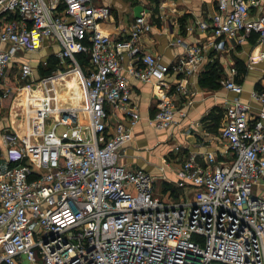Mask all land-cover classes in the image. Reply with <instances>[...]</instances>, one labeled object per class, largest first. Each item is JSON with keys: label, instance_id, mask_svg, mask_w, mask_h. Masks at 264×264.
<instances>
[{"label": "built area", "instance_id": "2783aa9c", "mask_svg": "<svg viewBox=\"0 0 264 264\" xmlns=\"http://www.w3.org/2000/svg\"><path fill=\"white\" fill-rule=\"evenodd\" d=\"M258 4L218 0L208 19L186 31L211 32L209 46L221 55L231 40L254 38L263 60L264 10L251 11ZM111 16V4L98 0H0V103L16 88H40L59 102V85L72 73L84 89L80 107L50 110L42 101L45 111L35 112L28 101L43 120L26 134L0 118V264H264V88L250 92L260 106L245 102L238 69L229 66L220 81L234 95L222 106L223 146L176 158L177 179L157 190L156 176L122 162L141 119L129 80L162 88L182 75L174 90L189 106L186 77L199 74L206 46L170 39L183 57L164 64L140 46L152 29L150 12L136 15L122 40L102 28ZM44 46L56 48L64 68L36 80L24 56ZM12 69L15 88L7 81ZM164 92L148 120L156 130L188 113ZM174 152L181 155V147Z\"/></svg>", "mask_w": 264, "mask_h": 264}, {"label": "crops", "instance_id": "0c3cea01", "mask_svg": "<svg viewBox=\"0 0 264 264\" xmlns=\"http://www.w3.org/2000/svg\"><path fill=\"white\" fill-rule=\"evenodd\" d=\"M98 1L103 4L110 3L112 6V16L103 23L102 28L117 40L130 36L131 24L136 15L142 11L150 12L152 29L140 40V46L143 50L159 56L164 64L174 63L183 57V47L171 45L170 39L182 35L186 43L198 42L206 46V59L200 68L199 74L195 77H186L188 88L193 92L189 97L193 103L189 106L181 101H184V99L178 98L179 96L174 90L173 84L176 78L180 79L182 75H171L167 79L168 86L162 88L157 87L154 83H143L133 78L129 80L132 87V102L138 107L141 119L134 129L132 141L127 143L122 150V162L132 169L139 168L153 174L158 178L157 183H166L163 184L165 191L170 190L171 185L167 182L177 179L176 168L180 165L176 158L183 156L185 153H205L223 146L219 138L220 130L225 121L222 106L225 99L234 96L220 82L222 78L227 77V68L234 65L238 69L237 80L244 87L241 98L254 107H258L260 106L259 103L250 98V92L264 88V59L258 60V47H256L254 38L240 45L236 44L235 40H231L228 45L233 46V48L221 55L220 53L215 54L209 46L214 40L211 32L203 33L197 30L190 34L186 31L188 25L208 19L216 11L218 0ZM246 1L251 5L256 0ZM258 1V5L251 6L254 16L259 15L264 10V0ZM170 23L173 30L169 27ZM0 47L3 48L5 45L0 43ZM55 50L56 48L53 46H44L40 52L24 57L35 58L47 53L43 58V65H47V58H50L55 59L56 69H63L64 66H60L54 56ZM30 63L32 66L34 65L31 61ZM14 70L12 69L7 81L15 88L19 85L14 79ZM214 71L218 75L216 78L212 77ZM64 79L63 84L59 85L61 92H63V97L59 100V103H62L60 108L82 106L84 104V89L81 80L73 73L65 76ZM163 92L174 96V98L176 97L177 107H186L188 113L186 118L181 120L178 125H174L169 129L156 130L150 126L148 120L155 115ZM44 94H46L45 91ZM73 96L77 99L74 100ZM32 98L33 95L29 90L16 88L8 100H2L0 114L5 115V119H3L5 123L2 122L3 127L11 128L20 134H26L27 127L31 125L34 127V125L38 126L40 124V128L43 113H31L27 102L32 103L35 112L42 111V108L35 104ZM9 104L10 111L3 113L4 110H8L6 107H9ZM52 125V120L47 121L46 130L50 129ZM188 128L191 129V132L186 133ZM176 146L181 147V155L175 154L174 148ZM0 151L2 152V149ZM1 157L0 154V161H2ZM131 159L133 162L136 161L134 162L135 167L132 166ZM176 193L178 195V190Z\"/></svg>", "mask_w": 264, "mask_h": 264}, {"label": "rangeland", "instance_id": "374dc122", "mask_svg": "<svg viewBox=\"0 0 264 264\" xmlns=\"http://www.w3.org/2000/svg\"><path fill=\"white\" fill-rule=\"evenodd\" d=\"M46 55H47V53L45 55H43V56L41 55V56H37L35 58H31V57L26 58V59L30 60L34 64L33 67H34V71H35L36 78L47 77L49 75V74H47L49 71L53 72V71L56 70V62L55 61H52V59H50V58H47V63L48 64L47 65H43V61H44L43 58H45L44 56H46ZM36 80H38V79H36ZM78 84H80V83L78 82ZM33 89H35V88H33ZM78 92L81 95V92H80L79 87H78ZM73 95H74V93H73ZM74 96L72 98L74 100L77 99V97L74 98ZM6 108H8V110L7 109L4 110L3 113L4 112L7 113V111H10V104H9V107H6ZM24 111H25V109H24ZM0 118L5 119V115L0 114ZM4 121H3V123H5ZM131 162H132V166L135 167L136 164L134 162H136V161L133 162L132 159H131ZM160 185H161L160 183H158L156 185L157 190L160 188Z\"/></svg>", "mask_w": 264, "mask_h": 264}, {"label": "bare ground", "instance_id": "6f19581e", "mask_svg": "<svg viewBox=\"0 0 264 264\" xmlns=\"http://www.w3.org/2000/svg\"><path fill=\"white\" fill-rule=\"evenodd\" d=\"M29 91L32 93L33 95V102H35V104L39 105L42 108V111H45L44 106L42 104V101H45V105H48V108L50 110H56V109H60V105L62 103H59L55 98H53V96L51 94H44V91H42V89H29ZM69 97V96H68ZM65 103V102H64ZM70 107V106H69ZM51 113V112H48ZM52 114H55V111H52ZM32 128H34L31 125ZM29 128V127H27Z\"/></svg>", "mask_w": 264, "mask_h": 264}, {"label": "trees", "instance_id": "16d2710c", "mask_svg": "<svg viewBox=\"0 0 264 264\" xmlns=\"http://www.w3.org/2000/svg\"><path fill=\"white\" fill-rule=\"evenodd\" d=\"M78 60L79 61H83L84 62V57L83 56H79L78 57ZM52 61H55V59H52ZM51 73V71H49L47 74H50ZM218 75H217V73H216V71H214V73L212 74V77H217Z\"/></svg>", "mask_w": 264, "mask_h": 264}]
</instances>
